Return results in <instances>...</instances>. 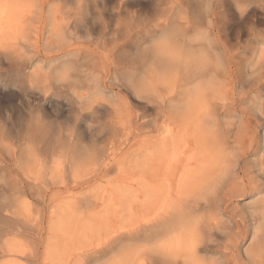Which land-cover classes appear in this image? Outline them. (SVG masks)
<instances>
[{"label": "rangeland", "instance_id": "1", "mask_svg": "<svg viewBox=\"0 0 264 264\" xmlns=\"http://www.w3.org/2000/svg\"><path fill=\"white\" fill-rule=\"evenodd\" d=\"M263 116L264 0H0V264H168L169 158L207 122L244 191L221 185L199 263L264 264Z\"/></svg>", "mask_w": 264, "mask_h": 264}, {"label": "bare ground", "instance_id": "2", "mask_svg": "<svg viewBox=\"0 0 264 264\" xmlns=\"http://www.w3.org/2000/svg\"><path fill=\"white\" fill-rule=\"evenodd\" d=\"M171 16V15H170ZM168 16V17H170ZM20 18V17H19ZM40 19V18H39ZM161 19V18H158ZM20 21V20H19ZM188 21V20H187ZM178 22V21H177ZM188 23V22H187ZM217 23V22H216ZM190 24V23H189ZM167 26H170L167 24ZM196 26V25H195ZM216 26V25H215ZM179 29L180 27L177 26ZM197 27V26H196ZM200 27V26H199ZM167 28V27H166ZM165 28V29H166ZM191 28V27H190ZM156 29V28H155ZM175 29V27H174ZM173 29V30H174ZM179 29H177L179 31ZM218 29V25H217ZM170 30V29H169ZM175 30V32H177ZM194 30V29H193ZM220 30V29H219ZM182 31V30H180ZM192 31V30H191ZM197 31V30H196ZM223 31V30H222ZM139 32V31H138ZM210 31H208L209 33ZM163 33V32H162ZM170 33V32H168ZM221 33V31H220ZM219 33V34H220ZM155 34V33H152ZM173 34V33H172ZM141 35V34H140ZM168 35V34H167ZM174 35V34H173ZM172 35V36H173ZM182 35V33H181ZM181 35L180 38H181ZM195 35V34H194ZM166 36V35H165ZM170 36V35H169ZM187 36V35H186ZM162 37V36H161ZM164 37V36H163ZM162 37V38H163ZM202 37H204L202 35ZM218 37V36H217ZM221 37V36H219ZM150 38V37H149ZM168 38V37H167ZM179 38V39H180ZM190 38V37H188ZM223 38V36H222ZM153 39V38H152ZM155 39V38H154ZM169 39V38H168ZM173 39V38H172ZM176 39V38H175ZM224 39V38H223ZM221 41V40H219ZM225 41V40H224ZM165 42V41H162ZM170 42V40H169ZM172 42V41H171ZM175 42V41H173ZM172 42V43H173ZM206 42V39H205ZM255 42V41H254ZM168 43V41L166 42ZM221 43V42H220ZM176 44V43H175ZM205 44V43H204ZM211 44V43H210ZM157 45V44H156ZM180 45V44H179ZM182 45V44H181ZM206 45V44H205ZM219 45V44H218ZM218 45L217 48H218ZM254 45V44H253ZM155 46V45H154ZM158 46V45H157ZM170 46V45H169ZM174 46V45H173ZM176 46V45H175ZM183 46V45H182ZM212 46V44H211ZM222 46V45H221ZM246 47V46H245ZM166 49L165 47H163ZM206 48V46H205ZM208 48V47H207ZM211 48V47H210ZM214 48V46H213ZM216 48V47H215ZM178 49V48H177ZM176 49V50H177ZM188 49V48H187ZM204 49V48H201ZM212 49V48H211ZM209 49V50H211ZM162 50V49H161ZM173 50V49H172ZM189 50V49H188ZM215 50V49H214ZM159 51V49H158ZM163 51V50H162ZM204 51V50H203ZM165 52V50H164ZM163 52V53H164ZM182 54V51H179ZM168 53V52H167ZM176 53V52H175ZM174 53V54H175ZM169 54V53H168ZM158 55V53H157ZM162 55V53H161ZM179 55V54H176ZM173 56V54L171 55ZM170 56V57H171ZM187 56V55H186ZM159 57V56H158ZM178 57V56H177ZM161 58V57H160ZM169 58V57H168ZM179 58V57H178ZM182 58V56H181ZM172 59V58H171ZM212 59V58H211ZM176 60V59H175ZM160 61V60H159ZM166 61V60H165ZM164 61V62H165ZM177 61V60H176ZM184 61V60H183ZM179 62V61H178ZM210 62V61H209ZM160 63V62H159ZM208 63V62H207ZM174 64V63H173ZM209 64V63H208ZM207 64V65H208ZM160 65V64H159ZM179 65V63H178ZM180 66V65H179ZM195 69V68H194ZM193 69V71H194ZM13 70V69H12ZM57 70V69H56ZM54 72V71H53ZM186 76V75H185ZM197 77V76H196ZM199 77V76H198ZM204 77V76H203ZM203 77L201 76V80L203 81ZM188 79V78H187ZM196 80V78H195ZM200 80V79H199ZM78 81V80H77ZM130 81V80H129ZM142 82V81H141ZM147 82V81H146ZM183 82V81H182ZM199 83V82H198ZM30 85V83H29ZM195 85H198L195 83ZM187 88V87H186ZM31 95V94H30ZM191 95V92H190ZM194 95V94H192ZM197 97V96H196ZM262 97V96H261ZM241 98V97H240ZM186 99V98H185ZM187 100V99H186ZM185 100V101H186ZM240 100V99H239ZM184 101V100H183ZM191 102V101H190ZM227 102V101H226ZM189 103V102H188ZM193 103H195L193 101ZM197 103V102H196ZM187 104V102L185 103ZM230 104V103H229ZM98 105V104H97ZM192 105V104H191ZM232 105V104H231ZM195 107V106H194ZM211 107V106H210ZM227 107V106H226ZM228 108V107H227ZM230 108V107H229ZM195 110V108H194ZM89 111V110H88ZM191 111V110H190ZM86 112V111H85ZM188 112V111H187ZM226 112V111H225ZM230 113V112H228ZM263 113V112H262ZM195 114V113H194ZM245 114V113H244ZM227 115V114H226ZM263 115V114H262ZM188 116V115H187ZM219 116V115H218ZM264 117V116H263ZM189 118V117H188ZM187 118V119H188ZM260 118V117H259ZM221 119V118H220ZM219 119V120H220ZM205 120V119H203ZM216 120V119H215ZM218 120V119H217ZM255 120V119H254ZM173 121V120H172ZM171 121V122H172ZM207 122V121H206ZM182 123V121L180 122ZM205 123V122H204ZM208 123V122H207ZM200 123V125L194 126V131L196 132L193 137L191 135H186L185 138H182V142L180 144V149L178 146L177 151L180 154H171V162L169 158L168 162V175L169 177L166 179L167 184L170 188V192L168 193V199L165 204V213L168 218V222L165 228L166 229V236H167V244L170 246L169 253L167 254V263L168 264H200V255L201 251L206 250L205 244H201L204 241V237L207 236L208 232H202L204 228L208 229L211 226L217 225L211 223L210 214L216 211L215 204L217 202V198L220 196L221 186L226 180L232 179L231 183L229 184V189L225 195L228 193H232L231 196L238 190L242 193L244 190L243 188H239V183L237 185L236 178L240 175L237 172L239 168L240 160L243 158V154L245 152L243 145L238 143L236 145H232L238 140L235 136L233 140L227 137V135H222L218 132V128H216L215 133L209 130L208 124ZM210 123V122H209ZM138 124V123H137ZM166 124V123H165ZM164 124V125H165ZM167 124H170L167 122ZM142 125V124H141ZM184 128H187V123L182 124ZM259 125V124H258ZM210 126V125H209ZM215 126L214 124L210 127ZM234 126V125H233ZM239 126V125H238ZM226 123L224 125V128ZM171 128V127H170ZM248 128V126H247ZM168 129V128H167ZM242 129V128H241ZM225 130V129H223ZM233 130V129H232ZM193 131V130H192ZM231 131V130H230ZM245 131V130H244ZM172 132V131H171ZM198 132V133H197ZM226 132V131H225ZM170 133V132H169ZM217 133V134H216ZM172 134V133H171ZM230 134V133H229ZM239 134V133H238ZM242 134V133H240ZM62 136V135H61ZM168 136V135H167ZM171 136V135H170ZM193 138V139H192ZM230 139V141L228 140ZM241 139V138H240ZM75 140V139H74ZM237 140V141H235ZM193 141V143H191ZM241 141V140H240ZM258 143V142H257ZM224 144V145H223ZM153 145V144H152ZM250 146V145H249ZM248 147V146H246ZM5 149V148H4ZM8 150V149H7ZM257 151V147H255L254 151ZM77 152V151H76ZM93 152V151H92ZM256 152V153H257ZM77 154V153H76ZM78 155V154H77ZM94 155V154H93ZM256 155V154H255ZM254 155V156H255ZM259 167L258 171L264 173V146L262 152L259 153ZM81 157V156H80ZM258 157V155H257ZM42 159V158H41ZM122 160V158H121ZM173 161V163H172ZM243 163V162H242ZM245 164V162L243 163ZM4 165V164H3ZM46 168V167H45ZM117 168V167H116ZM41 169V168H40ZM102 169V168H101ZM54 170V169H53ZM42 171V170H41ZM177 171H182L179 175ZM248 172V171H247ZM52 173V172H51ZM50 173V174H51ZM180 173V172H179ZM244 173V172H243ZM178 174V176L176 175ZM246 174V173H245ZM244 174V175H245ZM249 174V172L247 173ZM243 175V177H244ZM166 176V175H165ZM49 177V176H48ZM71 178V177H70ZM194 178V179H193ZM200 180L197 182L196 180ZM239 178V177H238ZM165 179V178H164ZM195 180L197 183L194 184L195 189L187 199H183L182 197L185 196L184 192H181L183 184L187 180ZM240 180V179H239ZM165 181V182H166ZM194 181V182H195ZM23 182V181H22ZM98 183V182H97ZM100 183V182H99ZM247 183V181H246ZM250 183V182H249ZM256 183V182H255ZM187 184V183H186ZM242 185V181L240 183ZM264 184H257L252 186L253 188L250 191L254 193H260L261 187ZM24 186V185H23ZM245 187V186H243ZM24 188V187H23ZM58 188V187H57ZM225 188V187H224ZM227 188V187H226ZM65 189V188H64ZM187 191V189H186ZM249 191V190H248ZM252 192V193H253ZM74 193V192H73ZM183 195V196H182ZM74 197V196H73ZM236 197V196H235ZM79 198V197H78ZM87 198V197H86ZM233 198V197H232ZM32 200V199H31ZM259 200V199H258ZM228 201V200H227ZM232 201V200H231ZM79 202V201H77ZM225 203V202H224ZM229 204V203H228ZM26 205V204H25ZM188 206V210H185L187 213L186 217L183 215L176 216V210L179 208L184 209ZM228 207V206H227ZM256 209L264 216V198L259 200V204L257 205ZM164 210V209H163ZM216 217V216H215ZM164 219V218H163ZM162 219V220H163ZM214 219V218H213ZM218 219V218H217ZM213 221V220H212ZM163 222V221H162ZM165 222V221H164ZM164 228V229H165ZM212 228V227H211ZM210 228V229H211ZM264 229V228H263ZM212 230V229H211ZM259 232L262 231L257 229ZM207 231V230H204ZM261 234V233H260ZM127 235V234H126ZM129 235V234H128ZM127 235V236H128ZM210 235V233H209ZM254 235V233H253ZM134 236V235H133ZM211 236V235H210ZM117 238V237H116ZM115 238V240H116ZM45 239V238H44ZM135 239V238H134ZM133 239V240H134ZM119 240V238H118ZM130 240V239H129ZM34 241V240H33ZM112 241V240H111ZM3 242V241H2ZM19 242V241H18ZM130 242V241H129ZM209 242V239H208ZM206 242V243H208ZM4 243V242H3ZM119 243V242H118ZM154 243V242H153ZM155 245V244H154ZM257 249V248H256ZM255 249V250H256ZM159 250V249H158ZM168 250V249H167ZM86 251V250H85ZM254 252V250H253ZM259 252V253H258ZM15 253V252H14ZM257 255L254 254V260L257 261H264L262 256H264V246L260 247L257 250ZM162 255V253L160 252ZM3 255V254H2ZM19 255V254H18ZM158 255V254H157ZM165 256V254H163ZM160 256V255H159ZM13 257V256H12ZM31 257V256H30ZM154 257V256H153ZM161 257V256H160ZM252 257V256H251ZM5 258V257H4ZM250 258V257H249ZM163 259V258H162ZM251 260V259H250ZM164 262V261H163ZM250 262V261H249ZM253 262V261H252ZM35 263V262H34ZM43 263V262H42ZM264 263V262H263ZM203 264V263H202ZM254 264V263H253ZM259 264V263H258ZM261 264V263H260Z\"/></svg>", "mask_w": 264, "mask_h": 264}]
</instances>
